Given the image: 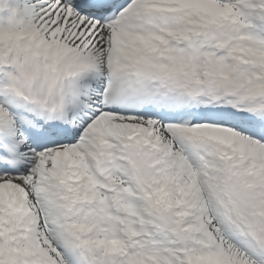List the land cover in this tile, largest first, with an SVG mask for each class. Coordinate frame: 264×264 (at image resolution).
Here are the masks:
<instances>
[{
	"label": "snow or ice",
	"instance_id": "6c2138e0",
	"mask_svg": "<svg viewBox=\"0 0 264 264\" xmlns=\"http://www.w3.org/2000/svg\"><path fill=\"white\" fill-rule=\"evenodd\" d=\"M0 264H264V0H0Z\"/></svg>",
	"mask_w": 264,
	"mask_h": 264
}]
</instances>
